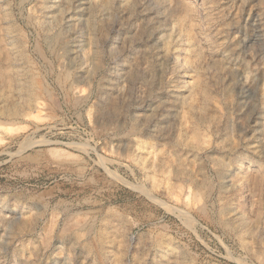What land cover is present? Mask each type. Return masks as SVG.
Listing matches in <instances>:
<instances>
[{
  "label": "rangeland",
  "instance_id": "obj_1",
  "mask_svg": "<svg viewBox=\"0 0 264 264\" xmlns=\"http://www.w3.org/2000/svg\"><path fill=\"white\" fill-rule=\"evenodd\" d=\"M3 97L0 264H264V0H0Z\"/></svg>",
  "mask_w": 264,
  "mask_h": 264
},
{
  "label": "water",
  "instance_id": "obj_2",
  "mask_svg": "<svg viewBox=\"0 0 264 264\" xmlns=\"http://www.w3.org/2000/svg\"><path fill=\"white\" fill-rule=\"evenodd\" d=\"M239 65L241 66L242 72L244 74H247L248 76H254L255 71L250 67V62L242 61V63Z\"/></svg>",
  "mask_w": 264,
  "mask_h": 264
},
{
  "label": "bare ground",
  "instance_id": "obj_3",
  "mask_svg": "<svg viewBox=\"0 0 264 264\" xmlns=\"http://www.w3.org/2000/svg\"><path fill=\"white\" fill-rule=\"evenodd\" d=\"M4 10V9H3ZM9 37V36H8ZM13 49V48H12ZM13 98V97H12ZM7 98L4 99L3 98H0V111L2 112L3 110L6 109L7 105H8V101L6 100ZM9 100V99H8ZM12 100V99H11ZM9 100V101H11ZM10 104V103H9Z\"/></svg>",
  "mask_w": 264,
  "mask_h": 264
}]
</instances>
